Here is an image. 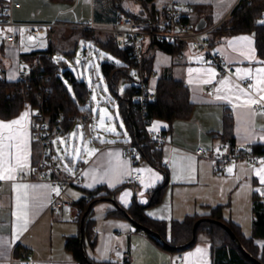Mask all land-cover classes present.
I'll return each mask as SVG.
<instances>
[{
  "label": "crops",
  "instance_id": "0c3cea01",
  "mask_svg": "<svg viewBox=\"0 0 264 264\" xmlns=\"http://www.w3.org/2000/svg\"><path fill=\"white\" fill-rule=\"evenodd\" d=\"M124 1L118 5L112 4L111 0H74L71 3L0 0V13L10 4L11 16L16 21L53 23L36 39L23 36L20 42H11L1 36L0 74L8 80L19 79L21 61L29 63L22 53L46 49L50 41L55 44L56 33L70 36L80 32L83 28L80 25L92 20L102 24L115 22L120 12L130 10L125 8ZM177 1L192 7L189 21L195 26L201 24L199 29H207L209 35L229 18L239 0ZM167 2L153 1L159 9ZM139 4V14L147 15L142 2ZM260 20L264 21V12ZM8 32L9 28L0 27V35ZM40 35L48 37L43 48L31 46L27 51L21 50L26 41L34 42ZM213 45L222 51L224 62L237 70V78L220 72L207 61L202 50H195L190 45H183L175 54L156 46L149 50L153 57L150 82L155 84L163 73L185 81L193 105L188 118L175 119L171 125L169 136L173 148L170 163L165 167L167 184L162 199L150 203L151 190L165 178L161 169L142 160L139 164L142 178L131 183L132 164L124 155L122 142L100 139L90 140L93 147L90 153L77 162L72 158L71 164L63 163L53 152L66 170L77 163L82 164L80 181L68 187L69 195L77 201L85 195L86 189L99 185L114 189L125 183L114 194L117 203L125 209L137 200L145 206L150 217L170 223L182 220L187 214H207L211 207L221 205L224 218L239 223L244 233L250 234L253 194L264 195V159L255 165L247 159L233 160L222 171L216 172L215 160L199 156L195 150L198 147L215 148L224 141L225 117L231 119L229 136L234 145L241 148L260 145L264 150V106H253L259 98L264 100V71H258L264 69V57L258 54L254 31L223 36ZM245 81H248L247 87L242 83ZM153 126L164 129L170 124L156 119ZM102 143L106 146L102 147ZM40 155L41 146L33 139L32 115L28 107L12 118L0 117V177H3L0 178V264H21L20 249L29 250L32 258L38 261L80 264L65 246L69 236L81 233L80 210L76 203L58 209L51 207L59 187L52 185L49 179L33 177L32 168ZM20 171L24 176H19ZM110 202L111 205L94 208L92 236L86 239L89 244L86 242L85 245L88 256L112 264H212L211 244L204 234L199 235L192 247L170 252L146 234L135 231L126 234L137 224L125 215L108 214L117 207ZM255 241L264 246V236ZM178 253L181 259L173 261L172 257Z\"/></svg>",
  "mask_w": 264,
  "mask_h": 264
},
{
  "label": "trees",
  "instance_id": "16d2710c",
  "mask_svg": "<svg viewBox=\"0 0 264 264\" xmlns=\"http://www.w3.org/2000/svg\"><path fill=\"white\" fill-rule=\"evenodd\" d=\"M61 1L74 2V0ZM139 1L142 2L147 15L136 14L130 10H126V12L140 18H153L161 15L165 6L159 9L153 3L154 0ZM111 2L121 5V0H111ZM263 12L264 0H239L232 9L229 18L210 31L208 37L211 43L215 44L223 36L254 31L258 54L264 57V23H261L260 20ZM94 30L82 28L80 32L83 36L100 42L103 47L121 59L120 63L105 60L101 66L109 88L118 96L119 112L125 123L129 140L135 143L143 142L144 144L139 147L142 160L164 172V181L151 190L150 203H158L162 199L167 184L166 166L162 161L164 151L154 148L153 143L147 141L145 124L147 122L153 124L156 119L167 121L170 126L164 130L169 133L175 119L188 118L191 115L193 105L189 98V87L185 81L175 78L170 73H163L157 78L155 84L150 82L155 90V97L149 98L142 85H138V80L131 70L135 69L139 75H144V82H146L152 72L153 57L149 54L150 48L156 46L168 53L175 54L181 50L183 44L151 42L145 50L143 61L138 64L129 51L119 47L111 32L101 30L105 34L104 37H95ZM2 48L3 45L0 43V51ZM54 48L55 44L50 41L46 49L22 53V57L30 64L27 76L17 80H8L0 74V117L12 118L24 107H28L33 120L36 110L41 107L52 138V153L55 151V143H53L55 137L70 133L79 115L86 114L90 117L92 114L88 107V103L91 102L88 83L86 80L80 79L72 69L63 68L54 59ZM67 80L71 83L72 90L68 87ZM121 80L128 81L123 93H119ZM144 86L146 83L143 84ZM142 94L146 97L145 99H142ZM72 115L75 118H71ZM231 126V119L225 117L222 138L225 142L233 144V138L229 136ZM117 141L123 143L127 140ZM262 148L260 145L254 146V149L258 151H262ZM72 160V157H67L68 163L71 164ZM37 161L38 159L34 163ZM124 185L125 183H122L114 189L99 185L92 189H86L85 195L77 199L76 204L80 210L81 219L87 212L82 222L84 248L87 240L92 236L95 203L102 200L103 197L114 195ZM252 201L253 218L250 234H245L239 223L225 219L221 205L211 207L207 214H187L182 220H173L170 223L150 217L145 211V206L137 200L126 207V210L138 227H148L159 232L168 245L147 231L145 234L157 245L170 252H178L192 247L203 232L211 244L212 264H256L239 249L229 232L218 223L201 222L197 227L196 237L192 240L194 223L201 217L224 221L238 236L244 248L264 263V246H259L255 241L264 236V195L255 192ZM108 214L124 215L119 207L109 210ZM92 244H94V239ZM65 246L80 264H112L110 261H99L88 255L85 256L81 248L80 235L69 236L65 241Z\"/></svg>",
  "mask_w": 264,
  "mask_h": 264
},
{
  "label": "built area",
  "instance_id": "2783aa9c",
  "mask_svg": "<svg viewBox=\"0 0 264 264\" xmlns=\"http://www.w3.org/2000/svg\"><path fill=\"white\" fill-rule=\"evenodd\" d=\"M19 6V3L15 4ZM192 7L187 4H180L177 0H168L165 4L161 15L150 18H140L120 12L115 22L98 23L90 21L88 24L80 25L83 28L100 29L109 31L113 34L119 47L129 51L135 61L141 64L144 58L146 48L151 42H166L172 44L190 45L195 50H202L207 61L215 65L220 72L229 73L237 78V70L224 62L222 51L215 47L207 34V29H199L189 21ZM53 23H41L35 21H16L11 16V5H7L0 13V27L9 28V32L1 36H5L7 41L20 42L23 36L36 39L39 34L44 32L46 26H52ZM30 71V70H29ZM152 74L144 82L145 76L140 75L138 85H142L146 96L155 97V90L150 83ZM146 86L143 87V84ZM247 87L248 81L242 82ZM146 97L142 94V99ZM254 108L264 106V100L258 99L254 103ZM71 118H75L73 115ZM78 121L83 123V131L85 137L90 140L95 139L91 126V118L86 114L77 117ZM145 135L147 141L153 143L154 148L163 150V165L170 163V155L173 148V142L169 133L163 128L153 126L152 122L145 124ZM32 136L41 146V155L37 163L32 168L33 177L35 179H49L52 185L59 187V192L53 195L51 207L58 209L65 204H75L76 200L67 193L68 187L79 183L82 164L77 163L74 167L66 170L60 160L51 152V136L47 126V119L42 108H38L35 117L32 120ZM122 144L124 155L131 161V171L129 182L137 183L142 178L143 172L139 168L142 161L139 147L144 143L141 141L134 142L127 140ZM106 146L104 143L100 144ZM195 153L203 157H211L215 160V171L220 172L223 168L233 160L247 159L252 164H258L264 159V150L258 151L254 148H241L232 143L222 141L215 148L198 147ZM19 176H24L23 172H19ZM89 200L90 197L88 196ZM145 234L143 227L135 226L131 231ZM21 264H50L49 262L38 261L32 258V253L27 249H20ZM173 261H179L181 254L172 257Z\"/></svg>",
  "mask_w": 264,
  "mask_h": 264
},
{
  "label": "rangeland",
  "instance_id": "374dc122",
  "mask_svg": "<svg viewBox=\"0 0 264 264\" xmlns=\"http://www.w3.org/2000/svg\"><path fill=\"white\" fill-rule=\"evenodd\" d=\"M124 6L133 13H140L138 0H125ZM94 35L95 37H104L105 34L100 29H95ZM53 38H55L54 59L63 68L72 69L80 79H84L88 83L91 100L88 103V107L92 111L90 118L94 138L108 142L129 140L125 123L119 112L118 96L109 88L101 66V63L105 60L120 63V57L103 47L100 42L93 38L85 37L77 31L67 37L56 33ZM46 43H48V37L40 35L34 42L26 41L21 46V50L27 51L31 46L43 48ZM149 52L151 53L152 51ZM28 67L29 63L21 61V75L19 78L29 73ZM131 73L136 77V80H139L140 75L135 69H132ZM66 83L72 90L71 83L68 80ZM127 84V80L120 81L119 93L125 91ZM95 139L92 141H95ZM54 141L55 152L63 163H67V157H72L77 162L80 157L87 156L93 149L90 139L84 135L83 123L78 120H76L70 133L59 135L55 137ZM104 205H111V202L109 200H99L94 208L99 209L104 207ZM249 222L251 223V221ZM245 224H248V221H245ZM202 234L203 232L200 235Z\"/></svg>",
  "mask_w": 264,
  "mask_h": 264
},
{
  "label": "water",
  "instance_id": "95a60500",
  "mask_svg": "<svg viewBox=\"0 0 264 264\" xmlns=\"http://www.w3.org/2000/svg\"><path fill=\"white\" fill-rule=\"evenodd\" d=\"M197 28H201L202 25L201 24H197L196 26ZM102 199H108L110 201H112L113 203L116 204L117 207H119L121 209V211L124 213L125 216H127L128 218H130L134 223H136L129 215V213L127 212V210L123 207H121L116 199H115V196L112 195L110 197H103ZM92 205V204H91ZM90 205V206H91ZM87 214V212L84 214L83 216V219L85 217V215ZM83 219H82V222H83ZM204 221H211V222H215V223H218L219 225H221L222 227H224L228 232L229 234L231 235L232 239L234 240V242L236 243V245L239 247V249L241 251H243L244 254H246L251 260H253L256 264H264L260 259L254 257L253 255H251L245 248L244 246L242 245L240 239L238 238V236L235 234V232L232 230V228L224 221H221V220H218V219H215V218H211V217H201L200 219H198L195 223H194V226H193V238L192 240L196 237V232H197V227L198 225L201 223V222H204ZM144 229L153 234L154 236H156L157 238H159L161 241H163L166 245H168V243L162 238V236L160 235L159 232L157 231H154L148 227H144ZM83 239H84V234H83V223H82V226H81V233H80V241H81V248H82V251L83 253L85 254V256H87L86 254V251H85V248L83 246ZM96 264V263H95Z\"/></svg>",
  "mask_w": 264,
  "mask_h": 264
},
{
  "label": "snow or ice",
  "instance_id": "6c2138e0",
  "mask_svg": "<svg viewBox=\"0 0 264 264\" xmlns=\"http://www.w3.org/2000/svg\"><path fill=\"white\" fill-rule=\"evenodd\" d=\"M261 23H264V21H261ZM239 71V70H238ZM258 71H264V69H260ZM12 123H18V121H13ZM55 143V141L53 142ZM229 171H231V169H229ZM0 178H3V177H0ZM58 191V190H57ZM125 195H127V193H125ZM199 251V250H198Z\"/></svg>",
  "mask_w": 264,
  "mask_h": 264
}]
</instances>
